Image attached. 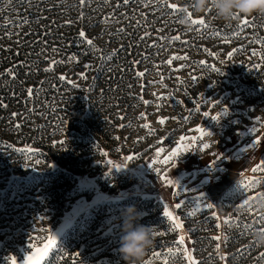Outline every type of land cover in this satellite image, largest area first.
<instances>
[{
    "label": "rangeland",
    "instance_id": "374dc122",
    "mask_svg": "<svg viewBox=\"0 0 264 264\" xmlns=\"http://www.w3.org/2000/svg\"><path fill=\"white\" fill-rule=\"evenodd\" d=\"M45 26L49 40L72 28L76 39L41 44L18 100L0 114V264L49 236L43 264H128L119 250L125 208L93 209L61 231L64 214L94 189L115 191L142 163L163 168L181 144L184 155L254 142L264 132V14L229 22L189 0H0L4 47L25 55L29 33ZM247 171L181 211V228L153 202L129 204L155 233L133 264H193L189 255L264 264V155Z\"/></svg>",
    "mask_w": 264,
    "mask_h": 264
},
{
    "label": "crops",
    "instance_id": "0c3cea01",
    "mask_svg": "<svg viewBox=\"0 0 264 264\" xmlns=\"http://www.w3.org/2000/svg\"><path fill=\"white\" fill-rule=\"evenodd\" d=\"M263 155L264 132L254 142L240 143L233 139L226 145L213 146L200 153L181 155L178 152L161 169L153 168L148 162L142 163L134 169L137 177L135 184L118 192L97 188L78 199L64 214L59 230H69L79 218L93 209L106 206L126 208L136 197L156 201L163 207L164 214L167 209L178 217L181 211L200 207L225 186L234 184L245 172L248 173L247 169L254 167ZM32 251L34 249L29 252ZM29 252L22 259L16 260V264H24ZM50 252L51 248L41 264L46 261Z\"/></svg>",
    "mask_w": 264,
    "mask_h": 264
},
{
    "label": "clouds",
    "instance_id": "9594fccd",
    "mask_svg": "<svg viewBox=\"0 0 264 264\" xmlns=\"http://www.w3.org/2000/svg\"><path fill=\"white\" fill-rule=\"evenodd\" d=\"M189 5L197 11L207 12L209 7L214 8L216 15L225 20H239L242 16L264 14V0H189ZM190 16H185L182 22L189 23ZM141 213L134 205H129L124 210L123 231L121 236L120 252L128 264H133L144 256L153 245V227L137 223ZM258 239L264 240V232L258 234Z\"/></svg>",
    "mask_w": 264,
    "mask_h": 264
},
{
    "label": "trees",
    "instance_id": "16d2710c",
    "mask_svg": "<svg viewBox=\"0 0 264 264\" xmlns=\"http://www.w3.org/2000/svg\"><path fill=\"white\" fill-rule=\"evenodd\" d=\"M48 28V26H45V28H41L33 35L29 33V35L32 36V41L28 44L29 46H27L26 50H24L25 55L28 56L26 59L24 57L25 55L20 56L12 49L4 47V44L6 43L4 40L3 42L0 41V114L10 109V106L18 100L20 86L17 84V81H20L21 76L27 75L28 70L34 68L30 61L32 58L39 55V47L41 44L44 45L45 48L55 44L60 47H67L75 44V28H72L68 33L55 30L53 32L55 33V36L50 40L47 38L50 34ZM131 61L132 60H130V62ZM122 62L123 64L126 63V61ZM47 80H51V82L55 81V79L52 78ZM69 146L71 147V145ZM74 151H76V149ZM71 154L74 153L71 152ZM69 164L70 163L67 161L66 165L69 166Z\"/></svg>",
    "mask_w": 264,
    "mask_h": 264
},
{
    "label": "snow or ice",
    "instance_id": "6c2138e0",
    "mask_svg": "<svg viewBox=\"0 0 264 264\" xmlns=\"http://www.w3.org/2000/svg\"><path fill=\"white\" fill-rule=\"evenodd\" d=\"M177 5L176 4H171L170 8L171 9H177ZM189 16H191V14L189 13ZM243 24H247L248 23V19L247 17H245L242 21ZM193 23L196 24H204L205 21L203 18H199L197 20H194ZM235 34V33H234ZM79 35L81 37H86V32L84 30H81ZM179 38V37H177ZM89 44H92L93 42L91 41V39H88L87 41ZM172 61L169 60L168 63H171ZM55 64V62H53V65ZM144 73H138V75H143ZM81 75L83 76L84 73H81ZM30 94H31V90H29ZM146 103H148V101H145ZM205 115H207V113H205ZM164 118H161V122H163ZM202 131V130H201ZM182 140L184 139L183 137L181 138ZM186 147L185 145L181 144L180 148ZM204 147L207 148L208 145L204 144ZM180 148H178L176 151H173L170 156L164 161L165 164H167L173 157H175L177 155V153L179 152ZM159 151V150H158ZM165 179H167V177H165ZM245 203H248V201H245ZM177 207L179 208L180 205L178 204ZM165 215L167 217H169V219L172 221L173 226L175 228H181L182 227V222L179 220V218L177 216L174 215V213L172 211L169 210H165ZM155 234V233H154ZM216 239H219V237H216ZM180 243L184 244L185 242V237L183 235H181L179 237ZM55 244V238L52 236H49L47 238V243H45L43 245V247H37L36 245H32V247L34 248V251L29 252L26 261L24 262V264H41L42 260L45 258V256L48 254L49 249ZM217 248H219V245H217ZM189 260L193 261V264H196V262L194 261V257H192L191 255H189ZM12 264H16V258L13 257L12 258Z\"/></svg>",
    "mask_w": 264,
    "mask_h": 264
},
{
    "label": "built area",
    "instance_id": "2783aa9c",
    "mask_svg": "<svg viewBox=\"0 0 264 264\" xmlns=\"http://www.w3.org/2000/svg\"><path fill=\"white\" fill-rule=\"evenodd\" d=\"M131 172H132V171H131ZM136 182H137V177L135 176V173L133 172V173H131V177L129 178V180L125 181V183H123V184L121 185V187H117L116 189H113V190H115V191H112V190H111V191H112V192L119 191L120 188L122 189V188L129 187V186L135 184ZM136 200H138L139 203H142L143 201L153 202V203L157 204V205H158L160 208H162V210H163V207L161 206V204L157 203L156 201L142 200V199H140L139 197H136V198L133 199L132 202H135ZM190 213H191V212H190ZM181 214L183 215V212H181ZM165 216H166V215H165ZM166 217H167V216H166Z\"/></svg>",
    "mask_w": 264,
    "mask_h": 264
}]
</instances>
